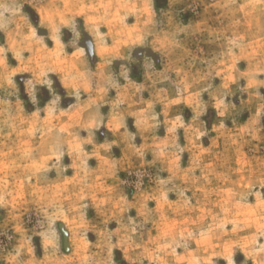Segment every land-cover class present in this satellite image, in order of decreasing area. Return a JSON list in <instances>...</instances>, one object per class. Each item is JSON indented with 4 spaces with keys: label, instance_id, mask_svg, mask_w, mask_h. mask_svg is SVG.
Wrapping results in <instances>:
<instances>
[{
    "label": "rangeland",
    "instance_id": "374dc122",
    "mask_svg": "<svg viewBox=\"0 0 264 264\" xmlns=\"http://www.w3.org/2000/svg\"><path fill=\"white\" fill-rule=\"evenodd\" d=\"M0 264H264V0H0Z\"/></svg>",
    "mask_w": 264,
    "mask_h": 264
},
{
    "label": "water",
    "instance_id": "95a60500",
    "mask_svg": "<svg viewBox=\"0 0 264 264\" xmlns=\"http://www.w3.org/2000/svg\"><path fill=\"white\" fill-rule=\"evenodd\" d=\"M82 46L88 50V53L90 56L94 54V44H93L92 38L88 36L86 40L84 41V43L82 44Z\"/></svg>",
    "mask_w": 264,
    "mask_h": 264
}]
</instances>
